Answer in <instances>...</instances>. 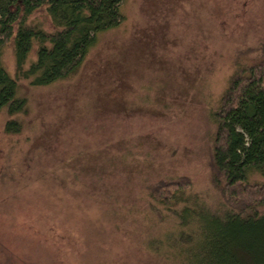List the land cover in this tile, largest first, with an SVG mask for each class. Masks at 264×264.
<instances>
[{
	"label": "rangeland",
	"instance_id": "374dc122",
	"mask_svg": "<svg viewBox=\"0 0 264 264\" xmlns=\"http://www.w3.org/2000/svg\"><path fill=\"white\" fill-rule=\"evenodd\" d=\"M121 12L75 74L22 79L26 111L0 110V264H187L192 242L177 238L195 229L197 241L198 224L181 225L180 208H234L213 181L212 113L239 65L264 57V0H126ZM29 22L53 28L44 6ZM1 61L15 76L11 42ZM12 118L18 134L4 131ZM183 178L172 206L152 197Z\"/></svg>",
	"mask_w": 264,
	"mask_h": 264
},
{
	"label": "trees",
	"instance_id": "16d2710c",
	"mask_svg": "<svg viewBox=\"0 0 264 264\" xmlns=\"http://www.w3.org/2000/svg\"><path fill=\"white\" fill-rule=\"evenodd\" d=\"M125 1L0 0V110L10 116L26 111L27 100L18 95L22 79L46 86L75 74L98 34L123 22ZM43 6L53 26L50 30L29 22ZM10 42L15 76L1 61L2 48ZM35 45V59L25 67ZM212 119L213 181L225 186L234 208L198 209L184 204L177 216L184 227L187 219L197 221L199 239L192 241L194 229L180 231L177 241L192 242L185 249L187 264H264V185L250 181L252 175L264 177V57L239 65ZM22 128L16 118L4 124L6 133L18 134ZM189 187V179L160 180L151 194L170 207L177 194Z\"/></svg>",
	"mask_w": 264,
	"mask_h": 264
}]
</instances>
